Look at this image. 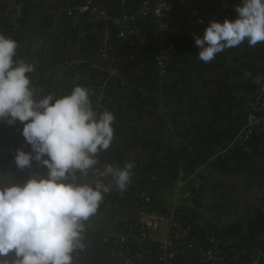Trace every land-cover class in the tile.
<instances>
[{"label":"trees","instance_id":"16d2710c","mask_svg":"<svg viewBox=\"0 0 264 264\" xmlns=\"http://www.w3.org/2000/svg\"><path fill=\"white\" fill-rule=\"evenodd\" d=\"M88 1L106 17L82 10ZM146 1L156 0H0V33L19 43L17 59L35 65L38 92L59 97L83 85L97 111L114 114V140L99 153L97 168L134 165L127 190L106 195L86 222L85 248L74 253V264H264V129L244 145L232 144L264 95V42L250 47L244 41L205 63L190 33L203 35L209 25L194 23L193 14L234 20L240 0L224 8L222 0H169L170 24H193L171 37L176 51L161 67L155 44L135 51L119 36L117 19ZM132 25L155 38L151 15ZM23 127L0 121V180L6 183L22 185L48 171L35 160L16 166L18 149L32 151ZM95 178L90 171L80 180ZM180 179L191 194L174 208L163 191ZM245 202L255 218L241 214ZM155 214L177 223L168 234L175 244L168 263L161 259L163 241L147 227Z\"/></svg>","mask_w":264,"mask_h":264},{"label":"clouds","instance_id":"9594fccd","mask_svg":"<svg viewBox=\"0 0 264 264\" xmlns=\"http://www.w3.org/2000/svg\"><path fill=\"white\" fill-rule=\"evenodd\" d=\"M236 12V19L212 21L195 37L201 61L244 41L250 47L264 42V0H240ZM18 48L0 33V121L24 125L32 151L18 149L16 166L31 167L35 160L48 171L22 185L0 180V264H74V253L85 248L86 222L106 195L127 190L134 165L97 168L99 153L114 140V114L97 111L83 85L59 97L40 94L31 75L35 65L17 59ZM90 171L96 178L81 182Z\"/></svg>","mask_w":264,"mask_h":264},{"label":"built area","instance_id":"2783aa9c","mask_svg":"<svg viewBox=\"0 0 264 264\" xmlns=\"http://www.w3.org/2000/svg\"><path fill=\"white\" fill-rule=\"evenodd\" d=\"M225 2L223 8L227 6V2L231 0H222ZM82 10H90L91 13H95L98 18L106 17V10H101L98 7L92 5L91 1H88L87 4L81 7ZM173 6L172 2L169 0H156L154 3L148 1L144 2L138 9L137 13L133 15H126L120 19H117V23L120 24L119 36L122 38H129L131 45L134 47L135 51L141 50L148 46L149 44H155L158 48L157 59L161 67H165L170 57L171 53L176 51L175 42L171 41V37L183 33V30H188L192 26L189 25L182 29L181 26H173L168 21L169 13H172ZM151 15L154 21V33L156 34L154 39H151L144 32L140 30L139 27L133 26L132 22L136 21L141 16ZM197 18H191L194 23L199 21L202 25H209L212 21H215L214 15L202 16L199 18V15L193 14ZM191 37L195 40L196 36H201L198 33H190ZM261 94H264V87L261 89ZM264 129V95H259L257 101L253 106V110L248 116L245 124L240 129L238 134L233 140L232 144L235 145H244V143L257 131ZM180 185L184 183L182 180L179 181ZM167 224L171 230L174 232V227L177 225L172 218L164 217L163 215L155 214L151 216L147 223L148 229L155 231L159 226ZM173 228V230H172ZM160 240V239H158ZM163 251L161 259L165 260L168 263V260L174 256V242L168 238L163 240ZM210 258H216L212 253H208ZM258 261L254 260V264H257Z\"/></svg>","mask_w":264,"mask_h":264},{"label":"rangeland","instance_id":"374dc122","mask_svg":"<svg viewBox=\"0 0 264 264\" xmlns=\"http://www.w3.org/2000/svg\"><path fill=\"white\" fill-rule=\"evenodd\" d=\"M197 183L199 184V178ZM191 191L189 190V187L185 186V185H180L179 183H177L174 187H170L168 190H164L163 191V195L165 196V201L172 205V207H176L177 205L181 204L180 202L183 201V197L187 195H190ZM250 200V199H249ZM251 201V200H250ZM253 202V201H251ZM246 204H248L247 206H245ZM251 204L248 202H245L242 212V215H250L249 217L252 218L251 215H253V217L255 218V214H250L251 210L253 208H251ZM242 215H234L235 218H242ZM159 231V233H164L163 237L158 234L157 232ZM170 228L167 224H163L161 226L158 227V229H156L155 231H151V234L154 236V239H163L166 240L169 238L168 234H169Z\"/></svg>","mask_w":264,"mask_h":264},{"label":"crops","instance_id":"0c3cea01","mask_svg":"<svg viewBox=\"0 0 264 264\" xmlns=\"http://www.w3.org/2000/svg\"><path fill=\"white\" fill-rule=\"evenodd\" d=\"M173 187H174V186H173ZM157 233L160 234L159 231H158ZM163 234H164V233H161L160 235L163 237V236H164Z\"/></svg>","mask_w":264,"mask_h":264}]
</instances>
